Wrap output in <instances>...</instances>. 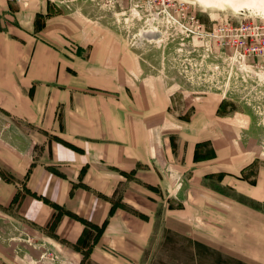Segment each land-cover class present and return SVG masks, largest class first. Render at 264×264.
Here are the masks:
<instances>
[{
    "label": "crops",
    "instance_id": "0c3cea01",
    "mask_svg": "<svg viewBox=\"0 0 264 264\" xmlns=\"http://www.w3.org/2000/svg\"><path fill=\"white\" fill-rule=\"evenodd\" d=\"M68 2L0 0V169L11 176L0 206L20 196V217L57 252L51 264H148L165 198L149 187L165 194L170 166L179 183L187 170L184 146L169 150L165 136L170 96L132 77L139 67L105 49L113 35ZM248 208L239 229L227 225L240 241L227 247L264 264V215Z\"/></svg>",
    "mask_w": 264,
    "mask_h": 264
},
{
    "label": "rangeland",
    "instance_id": "374dc122",
    "mask_svg": "<svg viewBox=\"0 0 264 264\" xmlns=\"http://www.w3.org/2000/svg\"><path fill=\"white\" fill-rule=\"evenodd\" d=\"M68 3L113 35L105 49L123 53V68L139 67L132 77L154 82L156 98L161 88L170 96L165 136L169 150L184 146L187 170L179 183L170 166L165 194L149 187L165 198L154 200L160 204L156 249L146 252L148 264H248L227 247L240 241L228 238L226 227L239 229L251 204L264 215V2L239 8L229 0ZM254 47L263 49L254 53ZM0 177L11 178L1 169ZM19 197L14 206H0V264H51L57 252L22 220ZM256 216L250 222H258ZM256 225L250 229L257 231Z\"/></svg>",
    "mask_w": 264,
    "mask_h": 264
},
{
    "label": "bare ground",
    "instance_id": "6f19581e",
    "mask_svg": "<svg viewBox=\"0 0 264 264\" xmlns=\"http://www.w3.org/2000/svg\"><path fill=\"white\" fill-rule=\"evenodd\" d=\"M258 1L264 2V0H258ZM248 2H254V0H229V5L237 6L239 8V4L246 5L248 4Z\"/></svg>",
    "mask_w": 264,
    "mask_h": 264
},
{
    "label": "trees",
    "instance_id": "16d2710c",
    "mask_svg": "<svg viewBox=\"0 0 264 264\" xmlns=\"http://www.w3.org/2000/svg\"><path fill=\"white\" fill-rule=\"evenodd\" d=\"M68 145H70V144H68ZM71 146V145H70ZM96 229V231L98 232V236H100L101 234H102V232H103V227L102 228H95Z\"/></svg>",
    "mask_w": 264,
    "mask_h": 264
},
{
    "label": "built area",
    "instance_id": "2783aa9c",
    "mask_svg": "<svg viewBox=\"0 0 264 264\" xmlns=\"http://www.w3.org/2000/svg\"><path fill=\"white\" fill-rule=\"evenodd\" d=\"M262 49H263V48H255V47H254V48H252V51H253L254 53H257L258 50H262Z\"/></svg>",
    "mask_w": 264,
    "mask_h": 264
}]
</instances>
